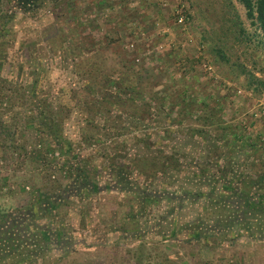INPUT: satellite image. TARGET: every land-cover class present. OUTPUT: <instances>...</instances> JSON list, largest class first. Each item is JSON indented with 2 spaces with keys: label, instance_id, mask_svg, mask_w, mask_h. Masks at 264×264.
<instances>
[{
  "label": "rangeland",
  "instance_id": "obj_1",
  "mask_svg": "<svg viewBox=\"0 0 264 264\" xmlns=\"http://www.w3.org/2000/svg\"><path fill=\"white\" fill-rule=\"evenodd\" d=\"M98 1L47 0L22 12L0 0V78L23 86L9 88L7 99L0 96V264H264V237L237 228L189 236L207 217L228 212L214 193L198 196L205 172L197 161L208 162L217 177L215 168L228 162L251 181L264 169L252 148L246 153L242 146L235 155L241 142H264V86L249 90L243 76L227 77L199 42L201 31L218 22L221 0ZM233 3L245 18L243 6ZM93 38L103 42L87 49ZM95 58L103 74L122 77L128 60L134 61L140 69L130 81H139L142 100L162 104L153 107L161 114L142 113L132 123L137 116L124 92L109 95L111 84L86 72ZM247 64L264 77V62ZM91 81L96 86L89 90ZM179 87L194 102L180 124L164 105L179 98ZM102 95L110 96V105ZM44 102L51 116L54 103L68 106L58 109L68 155L55 149L44 158L38 129ZM103 106L111 107L109 113ZM203 128L207 132H199ZM180 151L183 168L173 162ZM164 157L170 167L162 173ZM54 158L59 165L85 161L101 190L67 188L69 179ZM119 175L127 185H116ZM258 186L252 182L251 188ZM150 190L160 195L147 197ZM50 201L55 204L43 214L41 205ZM3 213L10 215L3 219Z\"/></svg>",
  "mask_w": 264,
  "mask_h": 264
},
{
  "label": "trees",
  "instance_id": "obj_2",
  "mask_svg": "<svg viewBox=\"0 0 264 264\" xmlns=\"http://www.w3.org/2000/svg\"><path fill=\"white\" fill-rule=\"evenodd\" d=\"M45 1L47 0H8L10 4L13 3V6L22 12L32 11L36 7L42 5ZM100 1H98V3ZM237 2L243 6L245 18H242L238 13L233 0H221L219 6L220 9L222 8V10L218 15V22L210 24L208 29L206 28L201 31L202 33L200 34L199 42L201 45L205 46L204 53L211 56V63L215 67L223 69L222 71L226 72V76L230 77L232 80L234 79L239 81L240 77L243 76L244 83H242V86L246 89L257 91L261 86H264V77L257 76L251 66L247 63H249V61L252 63H257L259 60L264 62V0H237ZM184 16L190 18L192 17V13L185 12ZM246 19L248 20L249 25H245L244 20ZM99 41L100 40L96 41L93 38V42H91V44L86 48H98V46L101 45L98 43L103 42L102 40L100 42ZM107 41L108 43L112 42L110 39ZM128 61L130 64L126 65L125 73H123L126 76L124 77L121 75L119 76L117 73H110L107 75L103 74L101 65L98 63L99 61L97 59L92 61L91 64L93 67L86 72L91 76L95 75L94 79L99 83L103 85L108 83L115 87V89H111L110 87L112 86L109 85L107 89L105 88L109 91V95H112L117 89H121L124 92L126 102L128 101L132 103L131 108L133 109V113L137 116L136 118H132V123H135L136 121L140 122V119H142L143 115L142 113H148V115H151V113L154 112L156 115H160L161 112L153 110L161 103L158 104L155 102L154 106L149 101L142 100L140 96L141 90H139L141 85H138L139 81H130V75H137L140 67L135 66L133 63L134 61H132V63L130 60ZM80 73L82 74L83 72L80 70ZM89 83H91L87 86L89 87V90L94 89L93 87H95L96 84L92 81ZM14 86H19L20 88L23 87L22 85L18 84L13 85V82L7 77L0 78V96L1 94H4L2 99H7V90H9V88H14ZM23 90L29 95L35 93L34 89L30 90L26 88ZM178 91L177 97L179 98L174 102L169 100L168 104L164 103V105L168 106L165 109L172 110L176 113L175 122L180 124L181 121L185 119L186 115H189L190 111L193 109L192 107L194 102L185 100V96L188 94L186 88L179 87ZM109 95L108 97L102 95L103 100L108 105L111 104ZM153 95V97L156 99L160 97L156 93ZM58 103H54V107L56 108L53 111L55 113L54 116H51V113H48L49 110L44 107L46 102H44L43 105L41 103V122L38 125V129L40 132H42V141L46 146H44L45 151L43 153L45 159H49L47 157V153L53 152L55 149L67 152V155L71 151V144L65 137L64 125L61 123L62 120H60L61 113H58V109L60 110V108H67L68 106L61 104L58 106V108ZM113 103L117 104L115 102ZM127 105L125 104L119 107L118 111L121 113L123 108ZM98 107L99 106H96L93 107V109H90L95 111L98 110ZM104 108H109L107 110L109 113L111 107H100L101 111ZM156 109L159 111L158 108ZM93 118H90V120H93ZM57 119H59V121ZM199 132L204 133L207 131L203 128ZM135 137L140 141L141 139L144 140L145 136H139L137 134ZM169 137H171V134L167 138ZM199 137L205 138L201 136ZM195 139L196 138L193 140ZM237 139L238 136H236V140ZM51 140L54 143H51ZM248 145H250V147H247ZM242 146L244 151L247 150V148H252V152L254 154L257 153L256 164H258L259 169L262 168V166H264V142L261 144L258 142H241L240 144H237L236 147L239 149L238 152H240V148ZM176 153L173 156V162L178 166V168H183L184 159L181 157L182 152L180 151V154L178 155ZM169 158L164 157L161 162L156 161L159 162L162 167V171L159 172L163 173V171L170 167L168 164L170 161ZM55 161L58 162L56 163V165L59 166L58 168L61 169L69 179L67 188H71V190L78 189V193H83L84 191L85 193H88L91 190L98 189V186L94 184L93 181H91V173L93 172L92 167L89 166L85 161L76 160V163H74L73 161L67 162L68 160H65L61 165H59V161ZM197 163H201L203 165L202 169L205 172V175L203 174L204 177L198 179L202 180L203 187L202 190L197 191L198 196L204 198L205 196L208 197V194L211 196V194L214 193L215 196L213 199H216V203H221L225 209L228 210V212L225 213L224 216H217L219 213H214L215 215L213 217H207L204 219L202 228L197 226L190 228L189 236L192 235L193 237H198L202 234V236L208 237L211 235L221 234L222 229L228 231L230 228H237L239 231L247 232L250 237H264V235H262L264 233V228H262L264 226V185L261 184L264 182V169H260L262 171L258 170L254 180L251 181L246 178L247 173L244 174L243 172H240L236 169V173H234L232 166L229 165V162L224 164L225 167L215 168L220 172L218 177L216 176L215 172H213L214 170L209 169L210 165L208 162L201 160L197 161ZM210 170L211 172H209ZM193 175H195V172ZM125 177L126 176H117V179L119 180H115L116 185L121 183H125V185H127L126 182H124L126 179ZM220 179L222 180L221 182L219 181ZM218 182H220V188H217ZM252 182L254 184H259L258 188L256 187L257 190L251 188ZM244 185L248 186L245 188ZM128 190H130V188H128ZM135 192H138V194L141 195L140 188L135 190ZM155 193L160 195L159 192L153 190L146 192L145 195L150 197ZM172 195H175L174 197L178 198L181 194L177 193ZM48 203L41 205V211L43 214H48V211H50L55 204V202L52 201ZM204 205L206 208H208L205 202ZM4 218L5 217L3 215V219ZM196 221L197 224L200 223L199 220Z\"/></svg>",
  "mask_w": 264,
  "mask_h": 264
},
{
  "label": "flooded vegetation",
  "instance_id": "obj_3",
  "mask_svg": "<svg viewBox=\"0 0 264 264\" xmlns=\"http://www.w3.org/2000/svg\"><path fill=\"white\" fill-rule=\"evenodd\" d=\"M240 151H241V150H240ZM237 152H238V151H236V153H237ZM243 152H244V151H243ZM245 152L248 153L249 150L247 149V150H245ZM236 153H235V155H236ZM246 155H247V154H246ZM96 185L98 186V189H95V190H98V191L101 190V189H100L101 187H99L98 184H96ZM88 188H89V187H88ZM95 190H91V191H89L88 193H90V192H94ZM84 192H85V191H84Z\"/></svg>",
  "mask_w": 264,
  "mask_h": 264
},
{
  "label": "crops",
  "instance_id": "obj_4",
  "mask_svg": "<svg viewBox=\"0 0 264 264\" xmlns=\"http://www.w3.org/2000/svg\"><path fill=\"white\" fill-rule=\"evenodd\" d=\"M3 215H6V216H8V215H10V214H8V213H3ZM262 228H264V226L262 227ZM264 231V230H263ZM262 235H264V233L262 234Z\"/></svg>",
  "mask_w": 264,
  "mask_h": 264
}]
</instances>
